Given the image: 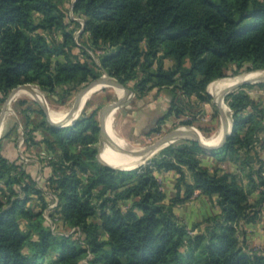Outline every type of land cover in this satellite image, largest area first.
<instances>
[{"label": "trees", "instance_id": "obj_1", "mask_svg": "<svg viewBox=\"0 0 264 264\" xmlns=\"http://www.w3.org/2000/svg\"><path fill=\"white\" fill-rule=\"evenodd\" d=\"M65 2L0 0V104L22 85L53 96L61 86L78 88L106 71L125 85L134 82L138 96L169 90L170 109L150 131L159 132L168 117L185 115V105L211 103L213 82L237 75L246 64L250 71L264 70L261 0H74L79 19L70 17V23ZM165 60L172 65L165 68ZM250 87L226 97L237 127L211 152L238 163L247 186L236 175L205 169L200 156L208 151L195 141L172 144L138 169L105 166L98 160V110L59 129L46 127L39 109L43 119L26 141L37 144L33 131L43 129L52 137L46 145L60 151L50 163L54 194H45L20 165L1 155L0 141V264H264V251L249 250L241 240L243 225L259 221L264 208V161L256 153L264 109L247 93ZM155 170L179 174L169 204ZM197 191L217 195L221 211L189 228L174 207ZM255 192L259 198L251 202ZM56 198L58 206L50 208ZM46 211L82 237L53 231Z\"/></svg>", "mask_w": 264, "mask_h": 264}, {"label": "crops", "instance_id": "obj_2", "mask_svg": "<svg viewBox=\"0 0 264 264\" xmlns=\"http://www.w3.org/2000/svg\"><path fill=\"white\" fill-rule=\"evenodd\" d=\"M80 35H81V32L80 34H77L76 36L77 40H79ZM130 84H132V86ZM133 86H134V82H130L128 85H126V87L132 93L131 99H129L127 103L125 102L124 103L125 105L122 106L116 113V115L120 114L118 113L119 111L124 113L125 122L119 124L118 130L122 131V133L129 132L128 134L120 135V136L125 138V140L128 142L130 147L131 146L134 147V145H138V143H140V145L143 146V147H140V149H143L146 146L148 147L160 141L161 139L169 136L170 133H172L173 131L179 128L196 129L202 135H204L203 137L205 138L209 137L210 139H214L217 137L218 138L221 137L219 141H221V139L223 138V131L226 128L225 127L226 123L221 114L220 108L217 104V101H216L217 98H215V101L213 103L212 102L211 103H199L202 111H201V114L197 116L192 126L183 125V126H180L179 128L171 129V130L169 129L165 131V128L167 129L170 127L169 125H174V124H177L178 122L181 124L182 121H184V118H183L184 115H180V116L172 115L168 117L161 125V127L163 128L161 132L162 134H156L157 132L150 133V131L153 130V127H155L156 120L160 118L161 116H163L162 113L165 114L170 109L171 99L167 92L168 90L154 89L153 91H151L150 93L144 96H138L137 93L133 90ZM209 90H211V87H209ZM99 91L95 92L94 94H98V97L100 98L102 96V101L104 102L105 95L103 97V94L105 93H98ZM246 91L252 97V99L260 103L261 107L264 109V86L260 85V83L251 84V87L247 88ZM44 100L46 101L45 97H44ZM89 100L86 102L84 110L87 104L89 103ZM193 100L197 101L196 98H194ZM13 102L11 105L12 110H14ZM35 102L42 108V106L38 103L37 100ZM93 104L94 105H92L91 110L92 111L98 110L97 120L99 121V126H100L101 117H102V113L104 109L113 103H109V101L107 100L105 103H102V104H97V103H93ZM22 106H24L23 109L21 110L22 113H25L26 109H28L29 111L26 112V116L24 120L22 119V121L17 117V115H15V118H16L15 124L17 123V128L13 126L11 127V123H9L11 122L9 115H11V112H14L12 110L10 114L7 116L5 123L3 124L4 125L3 133L5 130H6V133L4 137H3V133L0 136V141L2 143L1 155L9 159L10 162H14L20 165L22 169L26 171L27 174H29L33 180H35V182L39 185V187H42L45 190V194L48 195V194H51L49 190V188H51V185H49V179L53 174V169L50 163L52 160L56 159L59 156L60 151L59 150L53 151L46 145V143L44 142L45 140L52 141L51 134L47 132L46 130L42 131V129H39V130L33 131V136L37 144H31L29 141L28 142L26 141L28 137L25 138V135H27L29 131L34 129V127L41 122V119H39L38 116L40 114L34 107L32 108L31 105L29 104L27 105L25 104ZM216 107L218 108V114H216V110H217ZM84 110L82 111V113L84 112ZM30 112L33 113V115L30 114ZM249 113L251 112L249 111ZM18 114H19V111H18ZM79 117H81V115ZM230 120L231 119L229 117L227 120V128L229 129H231ZM210 122L214 124L217 123L218 125H220L219 134L207 135V133L211 130V127H208ZM127 124L131 125V127H129L130 129L127 127L128 126ZM141 130H143L144 133H146V135H137V133H139ZM164 131L165 133H163ZM220 133L222 134L220 135ZM238 133L243 134V131L238 130ZM187 142L189 141L177 140L173 142L172 144H183ZM100 147L101 146H100V137H99L98 149H99V153L102 155L104 151L100 152ZM256 153L258 154L259 159L264 161V135L261 136V143L258 144ZM251 155L255 161L256 160L255 152H253ZM101 160H103L102 157H101ZM200 160H201V165L205 169H207L209 172L214 173L215 171H219L221 174L230 173V174L236 175L238 183L244 184L245 186H247L248 181L243 171L241 170L242 168L240 167L238 163H236L230 157H226L223 159L217 158L213 156L211 152L208 151L207 153L202 154L200 156ZM254 168L257 169L258 165H255ZM154 175L156 176L157 180L161 184L162 190L166 194L165 202L169 204L171 199H173L177 195L176 184L179 178V174L176 171L155 170ZM82 177L86 179L87 176L83 175ZM187 180L189 183L193 182V176L190 172H187ZM184 193H185V190L183 189L181 192L182 196H184ZM252 196L255 197V199L253 200L256 201L259 198V192H255ZM53 202L54 201H52L51 204H53ZM174 211H175V214L189 228H191L196 223L202 222L206 218L219 214L221 210H220V207L218 206V196L217 195H213L212 197H209V196L203 195L200 191H197L194 197L190 201L184 204L175 206ZM259 224H260V220L255 223L244 224L243 229L249 231V228L252 226L254 228L255 227L260 228Z\"/></svg>", "mask_w": 264, "mask_h": 264}, {"label": "rangeland", "instance_id": "obj_3", "mask_svg": "<svg viewBox=\"0 0 264 264\" xmlns=\"http://www.w3.org/2000/svg\"><path fill=\"white\" fill-rule=\"evenodd\" d=\"M74 0H66V2L64 3V11L66 12V15H67V18H66V22L67 23H70V20H71V18L70 17H72V18H74V19H79V18H76V17H74V14H73V11H72V2H73ZM262 2H264V0H261ZM83 22V21H82ZM81 32V31H80ZM80 32L78 33V34H80ZM56 37H57V39H62V36L60 35V34H57L56 35ZM86 40V38H84V41ZM82 41V40H81ZM75 53H77V54H80V51H79V49H75ZM102 52H99V54H101ZM172 65V62L170 61V60H165V68H168V67H170ZM248 67H250V65H248V64H246L243 68H241V69H239L238 71V74L237 75H235V76H233V77H226L225 79H234V78H239V77H244L245 75H248V74H251V73H253V72H257V71H250V70H248ZM232 69L233 70H236V69H238V66H232ZM259 71V70H258ZM106 74H108V72H104L103 73V75L101 76V77H105V76H107ZM109 75V74H108ZM110 77H112L111 75H109ZM100 77V78H101ZM112 78H114V77H112ZM114 79H116V78H114ZM116 80H118V79H116ZM222 80H224V79H221V80H217V81H215V83L216 82H218V81H222ZM91 82H93V81H90V82H88V83H86L85 85H83V86H80V87H78V88H75V85L74 84H70V85H68V86H61V87H59L58 89H57V92L53 95V96H51V95H49V94H47V93H45V92H43L37 85H32L37 91H39L40 92V94L43 96V97H45V99H46V101H44L45 102V104H46V107H47V110L51 113V111H54V112H61V111H65V110H70V109H72V107L74 106V104H75V102H76V99H77V96H78V94L80 93V91L82 90V89H84L86 86H88ZM261 83H264V82H261ZM214 83H212V85H213ZM257 84H259V83H257ZM131 86H132V84H130ZM251 85V84H250ZM154 90V89H153ZM152 90V91H153ZM164 90H168V89H164ZM12 92V91H11ZM11 92L9 93V95L11 94ZM151 92V91H150ZM150 92H148V93H150ZM168 92V94H169V96H170V99H171V95H170V92H169V90L167 91ZM98 93H105V94H103V97H104V95H105V101L103 102L102 101V96H101V98L100 97H98V94H93L92 95V97L90 98V100H89V103L87 104V106H86V108H85V110H84V112L85 113H87V115L89 114V113H91V108H92V105H94L93 103H97V104H102V103H105L107 100L109 101V103H115L118 99H119V95L117 94V91H116V89L114 88V87H107V88H105V89H103V90H101V91H99ZM147 93V94H148ZM209 93L213 96V101H212V103L215 101V98H217V96L211 91V90H209ZM131 94L132 93H130V95L128 96V98H127V101H126V103L128 102V100L129 99H131ZM8 95V96H9ZM28 95H24V96H21V97H18L14 102H13V111L14 112H11V115H9V118H10V120H11V122H9V123H11V127L13 126V127H16L17 128V123L15 124V121H16V118H15V115H17V117L22 121V119L24 120V118H25V116H26V112L25 113H22L21 112V110L23 109V107L24 106H22V105H20V103L23 101V102H26V105L27 104H29V105H31V107L33 108H35L37 111H38V109H41V107L35 102L36 100H35V98L34 97H31V96H28ZM42 97V98H43ZM8 98V97H7ZM125 105V104H124ZM123 105V106H124ZM127 105V104H126ZM225 105L227 106V103H226V101H225ZM4 106V103H2V104H0V112H1V109H2V107ZM26 107V106H25ZM185 107H186V112H185V115H184V121H187V120H189V119H191L193 116H195L196 118H197V116L199 115V114H201V106L199 105V104H195L194 106L192 105V103H189V104H187V105H185ZM228 107V106H227ZM229 108V107H228ZM216 114H218V108L216 107ZM18 111H19V114H18ZM200 111V112H199ZM17 112V113H16ZM83 112V113H84ZM81 114V117L83 116V115H85V114ZM118 113H120V114H117L116 116H115V129L117 130V132H118V134L119 135H125V134H128L129 132H123L122 133V131H119L118 130V126H119V124H121V123H124L125 121H124V118H125V116H124V113H122V112H118ZM30 114H32L33 115V113H31L30 112ZM166 114V113H165ZM165 114H163L162 113V115H165ZM36 116H37V114H36ZM39 117V119H43V116L42 115H39L38 116ZM81 117H79V118H77L78 120L81 118ZM45 121H46V127H52L53 125L50 123V121H49V119H48V117H47V115H46V117H45ZM7 125V124H6ZM10 125V124H9ZM16 125V126H15ZM125 125V124H124ZM128 126V128L129 127H131V125H129V124H127ZM170 127L169 128H165V131H167V130H171V129H176V128H179L180 126H183V125H181L179 122L177 123V124H174V125H169ZM208 127H211V130L207 133V135H216V134H219V132H220V125H218L217 123L216 124H214V123H212V122H210V124H209V126ZM130 129V128H129ZM162 127L160 126V128H159V132H157L156 134H162L161 132H162ZM127 130V129H126ZM42 131H44L43 129H42ZM165 131L163 132V133H165ZM5 133H6V130L4 131V133H3V137H4V135H5ZM148 134H150V133H148ZM137 135H146V133H144V131L143 130H141L139 133H137ZM28 137V135H25V138H27ZM207 138H209V137H207ZM140 146L141 147H143L142 145H140V144H138V145H134V147H132L131 146V148H129V150H131V149H134L135 147L136 148H140ZM147 147V146H146ZM162 151V150H161ZM161 151H159V152H157L156 154H154L149 160H148V163L151 161V159L152 158H154V157H156V156H158L159 154H160V152ZM98 160H99V162L101 163V164H103V165H105V166H108V164H106L103 160H101V158H100V153H99V155H98ZM138 169V168H137ZM246 172H248L247 170H246ZM244 175H245V173H244ZM48 192H49V190H48ZM50 193H52V194H54L53 193V191H50ZM253 199H255V197H253L252 196V198H251V201H253L254 202V200ZM34 203V202H33ZM53 204H54V202H53ZM48 213V212H47ZM46 213V214H47ZM48 215V217H49V214H47ZM261 219H260V224H259V227L260 228H254L253 226L252 227H250L249 228V231H247V230H245L244 229V231H246V238H244V235H242L241 234V240L242 241H244V240H246V245L248 246V248H249V250H260V251H264V208H263V210H262V214H261ZM50 219H51V217H50ZM51 220L52 221H54L53 223L51 222ZM51 220H49V221H46V225H48V223H50L51 225H53V228H54V231L56 232V233H59V234H70L71 233V230L70 229H68V228H66L64 225H63V222L62 221H60L59 220V218H57V220L55 221V220H53V219H51ZM23 229L25 230V231H28V227L26 226V223L24 224L23 223ZM52 260V258H50L49 257V261H51Z\"/></svg>", "mask_w": 264, "mask_h": 264}, {"label": "water", "instance_id": "obj_4", "mask_svg": "<svg viewBox=\"0 0 264 264\" xmlns=\"http://www.w3.org/2000/svg\"><path fill=\"white\" fill-rule=\"evenodd\" d=\"M257 72H264V70H259ZM107 76L101 77L99 79L94 80L91 82L88 86H86L84 89L80 91V93L77 96L76 102L72 109L70 110L69 114L65 118L64 121L60 123H56L53 121L51 117V113L47 110L46 104L44 97L42 99H37L35 98L38 103L42 106V108L45 110L46 115L50 121V123L55 127V128H66L70 126H74L77 123L78 119H75V116L78 114V112L82 111L83 108L85 107V104L87 102V98L96 90H103L109 86L111 87H116L119 89H123L125 91V94L123 96H120L119 99L106 107L102 113L101 117V132H100V152L106 151V149L110 146L112 149L114 147L109 144L108 142V128H107V123L108 119L111 115L116 114L117 111L124 105V103L127 101L128 96L130 95L131 91L126 87L125 84L120 82L119 80H116L112 77H110L108 74ZM264 82V76L259 77L257 79H249V80H243L239 83H236L232 87H230L228 90H226L221 96L217 97V104L220 108L221 114L224 118V121L226 123V128L224 129L223 133V138L221 141L218 143H208L205 141V138L203 135L197 131L196 129H184V128H179L173 131L172 133L169 134V136L161 139L160 141L145 147L143 149L139 150H127L124 152H118L122 155L130 156L133 157L134 159H141L142 161L138 164H136L134 167H129V168H116L108 165L109 167H112L114 169H121V170H134L143 166H146L148 164V160L157 152L167 148L170 146L173 142L177 140H187V141H195L198 142L199 145L204 148L205 150L212 152L216 149H219L223 147L229 140L231 136H233L235 130H236V123L233 118V113L230 111V109L225 105V99L226 97L232 93L233 91L242 88L245 85H250V84H257ZM212 84L210 85V87ZM21 90H35V88L31 84H26L22 85L16 89H14L11 94L8 96L6 99V102L3 106V109L0 113V125H3L5 123V120L7 119V116L11 112V105L13 100L15 99L16 95L19 93ZM97 92V91H96ZM230 117V122H231V129L227 128V120ZM116 151V149H114ZM102 155L100 154V158ZM251 161H254V158L251 157Z\"/></svg>", "mask_w": 264, "mask_h": 264}, {"label": "bare ground", "instance_id": "obj_5", "mask_svg": "<svg viewBox=\"0 0 264 264\" xmlns=\"http://www.w3.org/2000/svg\"><path fill=\"white\" fill-rule=\"evenodd\" d=\"M262 76H264V72H253L251 74L245 75L244 77H239V78H234V79H224V80L218 81L216 83L214 82V84L211 86V91L217 97H219L226 90H228L230 87H232L236 83H239V82H241L243 80L257 79V78L262 77ZM109 87H111V86H109ZM114 88L116 89L117 94L119 96H123L125 94V91L123 89H119V88H116V87H114ZM96 91H98V90H96ZM93 94H94V92L87 98V101L91 98V96ZM24 95H28V96H31V97H34V98H37V99H42V95L36 89L33 90V91L32 90H21L16 95L15 99L20 97V96H24ZM82 111L78 112V114L75 116V119H77L81 115ZM69 112H70V110L69 111L65 110V111H61V112L51 111V117H52L54 122L60 123V122L65 120V118L67 117ZM115 115L116 114H113V115H111L109 117L107 126H108V142H109V144H111L114 147V149H116V151L109 146L106 149V151H104L102 153V159H103V161L106 164H108V165H110L112 167H116V168L134 167L136 164L140 163L142 160L141 159H139V160L138 159H134L133 157L122 155V154L118 153V152L127 151L130 146H129L128 142L125 140V138L121 137L118 134L117 130L115 129V125H114L115 124ZM3 126L4 125H0V136L3 133ZM221 134L222 133H220V135ZM220 138H218V137L214 138V139L205 138V141H207L208 143H211V144H213V143L215 144V143H217L220 140ZM138 144H140V143H138ZM134 149L135 150H139L140 148H134Z\"/></svg>", "mask_w": 264, "mask_h": 264}, {"label": "built area", "instance_id": "obj_6", "mask_svg": "<svg viewBox=\"0 0 264 264\" xmlns=\"http://www.w3.org/2000/svg\"><path fill=\"white\" fill-rule=\"evenodd\" d=\"M57 206H58V199L56 198V201L54 202V204L51 205L50 208H56ZM46 213H47V211L45 212L46 221H49V220L53 219V217H51V215L49 213H47V214H49V217H48V215ZM50 217H51V219H50ZM53 220L56 221L57 218H55ZM51 222L53 223L54 221L51 220ZM48 226H50L51 229L54 231L53 225H51L50 223H48ZM70 234H74L75 237H82L81 231L79 229H76V228L75 229H72ZM84 264H88V261L85 260L84 261Z\"/></svg>", "mask_w": 264, "mask_h": 264}]
</instances>
